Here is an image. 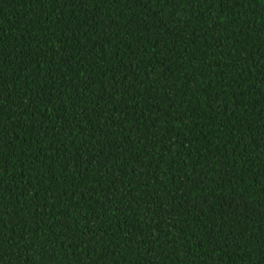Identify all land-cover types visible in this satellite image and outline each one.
Returning <instances> with one entry per match:
<instances>
[{
	"label": "trees",
	"instance_id": "1",
	"mask_svg": "<svg viewBox=\"0 0 264 264\" xmlns=\"http://www.w3.org/2000/svg\"><path fill=\"white\" fill-rule=\"evenodd\" d=\"M0 264H264V0H0Z\"/></svg>",
	"mask_w": 264,
	"mask_h": 264
}]
</instances>
